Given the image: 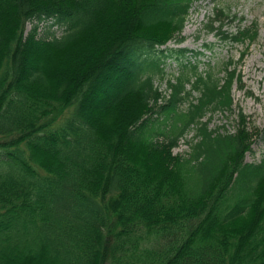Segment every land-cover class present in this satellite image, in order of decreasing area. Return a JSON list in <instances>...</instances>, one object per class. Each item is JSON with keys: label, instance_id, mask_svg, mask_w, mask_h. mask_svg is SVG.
<instances>
[{"label": "trees", "instance_id": "16d2710c", "mask_svg": "<svg viewBox=\"0 0 264 264\" xmlns=\"http://www.w3.org/2000/svg\"><path fill=\"white\" fill-rule=\"evenodd\" d=\"M195 1L0 0V264H264V157L245 161L259 133L243 109L237 132L204 122L189 157L172 150L207 110L232 108L243 82L230 60L177 109L200 73L187 48L162 46ZM231 12L217 6L208 31L249 47L259 24L230 34ZM47 18L61 35L26 32ZM170 56L189 70L156 130L145 115Z\"/></svg>", "mask_w": 264, "mask_h": 264}, {"label": "rangeland", "instance_id": "374dc122", "mask_svg": "<svg viewBox=\"0 0 264 264\" xmlns=\"http://www.w3.org/2000/svg\"><path fill=\"white\" fill-rule=\"evenodd\" d=\"M218 1V3H217ZM216 5H222L231 8V14L236 15L233 22H228L224 29L229 32H236L239 26H248L257 22L260 27V35L258 39L246 47L242 43H232L230 40H224L219 33L208 31L207 24L211 17H214ZM244 20L241 21L240 18ZM53 19L47 18L43 20L35 19L27 23L26 32L37 26V36L51 38V31H55L57 35L63 33V27L53 24ZM218 24V23H217ZM177 35V36H176ZM168 41L167 46L176 49L187 48L185 55V63L188 61L197 64L200 74L190 73V80L186 82L185 90L191 91V94L183 92L185 98L178 103V110L187 112L191 103H197L202 90L193 89L192 83L196 81L199 75L208 78L212 73L213 78L225 77V63L233 60L234 65L231 67L236 69L243 78L240 83L236 80L232 94L234 104L232 108H218L216 110L209 109L205 113L202 122L209 121V127L212 129L220 128L222 133H235L239 128L240 115L238 107L241 106L247 116L249 130H255L259 134L255 136L256 141L253 149L246 154V161L258 163L263 159L264 155V0H197L193 3L183 31ZM181 38L182 40H178ZM246 52L242 56L243 52ZM166 69L161 75L155 77V85L162 97L158 100L152 99L151 104L155 107L153 112H149L145 117L160 118L162 123H157L154 127L156 130H163L172 124L170 118L171 112L164 110L161 106L166 104L172 97L173 86L179 80L183 67L181 62L173 57L165 58ZM244 84V88L241 87ZM113 87H109L106 93H112ZM109 94H106V97ZM211 107V106H210ZM160 127H156L159 126ZM199 125H192L179 140L178 146L174 148V153L184 154L189 157L194 150L195 143L201 140L198 133ZM163 138L162 136L160 137Z\"/></svg>", "mask_w": 264, "mask_h": 264}]
</instances>
